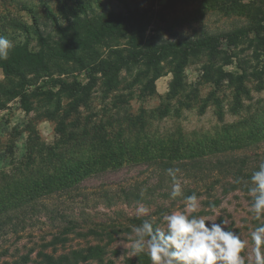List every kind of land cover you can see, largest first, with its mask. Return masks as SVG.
Returning a JSON list of instances; mask_svg holds the SVG:
<instances>
[{"label": "rangeland", "instance_id": "obj_1", "mask_svg": "<svg viewBox=\"0 0 264 264\" xmlns=\"http://www.w3.org/2000/svg\"><path fill=\"white\" fill-rule=\"evenodd\" d=\"M223 1L229 4V0ZM79 2L88 7V12L91 8L94 11L109 7L124 10L127 3L147 15V33L173 42L194 38L200 32L232 31L249 20L246 9L244 13L234 10L226 14L217 11L210 2L194 0H0V40L26 43L30 50H38L40 43L32 28L34 23L39 24L44 35L49 32L51 38H55V23L66 25L71 9L82 12ZM240 3L264 9V0H240ZM226 47L223 44L227 50ZM229 50L228 54L235 52L236 55L222 68L244 73L241 89L226 81L215 88L213 83L203 79L204 58L200 57L184 68L183 92L171 99L170 104L178 108L177 113L159 116L149 112L164 101L172 80L170 67L165 63L162 75L155 80L152 97L141 98L137 85L131 97L125 96L132 113H138L141 108L147 110L144 131L139 136L145 144L144 153L161 161L169 159V168L151 163L145 155H133L132 162L128 161L129 155H125L120 163L106 162L104 171L84 179L80 195L73 198L61 193L51 195L49 204L57 203L62 210L78 214V221L84 226L75 228L74 231L82 233L70 235L71 241L60 250L97 242L87 233L88 226L101 233L99 244L104 247V253L78 264H141L136 254L142 250L150 254L147 264H172L152 246L141 225L132 222L139 217L153 222L158 231H171L177 236L181 264H264V201L256 200L255 182L247 181L264 180V51H255L247 42L230 46ZM220 64L217 60L214 67ZM52 72V76L58 77V72ZM61 77L76 78L81 83L87 81L84 71ZM0 81H5L1 67ZM39 83L40 80L36 85ZM36 85H31L30 90ZM211 90H215L220 100L221 118L217 117ZM91 91L90 108L81 107L80 111L82 116L91 114L95 119L104 117V105L108 106L109 114L113 113L114 110L109 109L115 94L128 93L123 89L104 98L98 84ZM0 101L2 172L25 164L29 137L41 146H48L56 144L58 135L56 119L42 116L38 99L31 97V109L27 110L18 97H0ZM181 101L184 103L180 104ZM125 134L130 141L135 137L134 132ZM79 150L86 152L87 145L81 144ZM191 158L203 161L197 168L190 164L183 169L175 167L177 162L187 163ZM42 160L40 155L35 157L33 171ZM222 165L226 170L233 169L221 171ZM239 169L242 176H236L234 170ZM45 170L51 172L47 166ZM128 189L142 193L145 201L124 202L120 194ZM105 193L113 196L110 201L103 197ZM81 216L89 217L87 225ZM56 230L55 225L41 216L21 232L20 238L12 236L6 243L0 239V244L10 245V252L15 251V244L24 252L43 237L49 239ZM0 264H15V261L13 257L0 255ZM26 264L37 263L32 259Z\"/></svg>", "mask_w": 264, "mask_h": 264}, {"label": "trees", "instance_id": "obj_2", "mask_svg": "<svg viewBox=\"0 0 264 264\" xmlns=\"http://www.w3.org/2000/svg\"><path fill=\"white\" fill-rule=\"evenodd\" d=\"M194 1L204 4L210 2L217 11L226 14L234 10L244 13L246 9L249 20L246 25L232 31L200 32L194 38L185 37L173 42L147 33V15L127 3H124V10L116 11L114 7H109L102 11L91 8L88 12V7L86 9L79 2L83 11L71 9L66 25L55 23V38H51L49 32L44 35L39 24L34 23L32 28L40 43L38 50H30L26 43L11 44L1 38L0 67L5 81H0V97H18L26 110L31 109V97L38 99L42 116L56 119L58 136L56 144L48 146H41L29 137L24 166L14 165L9 171L0 172V239L6 243L12 236L19 237L26 227L39 221L41 216L55 225L57 230L49 239L43 237L41 242L29 246L24 252L19 251L15 244L14 252H10V245L0 244V255L13 257L15 264H26L32 259L37 264H78L99 258L104 253V247L99 244L102 241L101 233L92 226H88L86 231L97 242L60 250L61 246L71 241L70 235L82 233L74 229L84 226L78 221V214L68 213L57 203L49 204L48 200L55 193L71 198L80 195V185L84 179L104 171L106 162L113 165L120 163L125 155H129V162L133 155L140 154L160 167H170L169 159L161 161L154 155L144 153L145 144L139 136L144 131L147 110L141 108L138 113H132L125 98L131 97L135 85L141 98L152 97L155 94V80L162 75L164 63L170 67L172 80L164 101L150 110L151 114L155 112L165 116L173 111L177 113L178 108H172L171 99L183 92L184 68L194 58H204L202 78L213 83L215 88L224 81L234 83L238 89L242 88L244 73L226 71L222 67L236 55L235 52L228 54V51L231 52L230 46L236 47L247 42L255 51H264V9L248 7L240 0H229L228 5L223 0ZM217 60L221 64L214 67ZM52 71L58 72V77L52 76ZM75 71H84L87 81L81 83L76 78L61 77ZM38 80L40 83L36 85ZM33 84L36 86L30 90ZM96 84L104 98L113 92L128 90L127 94H115L109 109L114 110L113 113L109 114L108 106L104 105V117L99 119L93 118L91 114L82 116L80 111L81 107L90 108L91 89ZM215 95V90H211L217 117L221 118L222 106ZM128 132H134L132 141L125 134ZM81 144L87 145L86 152L79 150ZM37 155L44 160L33 171ZM202 161L200 158H191L187 163L177 162L175 167L182 166L183 169L190 164L197 168ZM46 166L51 170L50 173L45 170ZM231 169L233 167L226 170L221 166V171L229 172ZM234 171L236 176H242L240 169ZM244 176L249 178L248 174ZM247 181L255 182L257 192L254 197L259 203L264 201V180ZM120 196L124 197L126 203L143 202L146 199L142 193L130 189L122 190ZM103 197L110 201L113 196L105 193ZM88 219L85 216L82 222L87 225ZM132 222L141 225L152 246L172 264H181L179 239L173 232L158 231L153 222L142 217ZM136 255L141 264H147L150 259V254L144 250Z\"/></svg>", "mask_w": 264, "mask_h": 264}]
</instances>
